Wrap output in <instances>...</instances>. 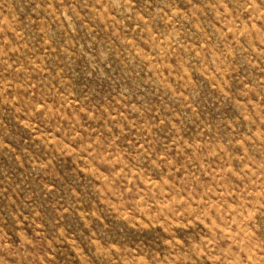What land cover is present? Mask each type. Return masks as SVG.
Segmentation results:
<instances>
[{"label":"rangeland","instance_id":"rangeland-1","mask_svg":"<svg viewBox=\"0 0 264 264\" xmlns=\"http://www.w3.org/2000/svg\"><path fill=\"white\" fill-rule=\"evenodd\" d=\"M0 264H264V0H0Z\"/></svg>","mask_w":264,"mask_h":264}]
</instances>
